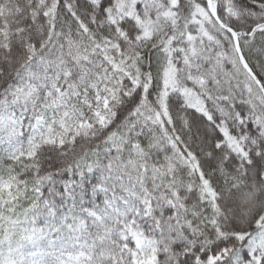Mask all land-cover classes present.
<instances>
[{"label":"snow or ice","instance_id":"obj_1","mask_svg":"<svg viewBox=\"0 0 264 264\" xmlns=\"http://www.w3.org/2000/svg\"><path fill=\"white\" fill-rule=\"evenodd\" d=\"M0 264H264V0H0Z\"/></svg>","mask_w":264,"mask_h":264}]
</instances>
